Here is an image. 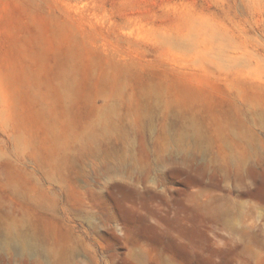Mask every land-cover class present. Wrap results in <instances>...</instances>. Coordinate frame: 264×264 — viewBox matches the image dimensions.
Wrapping results in <instances>:
<instances>
[{
  "label": "rangeland",
  "instance_id": "rangeland-1",
  "mask_svg": "<svg viewBox=\"0 0 264 264\" xmlns=\"http://www.w3.org/2000/svg\"><path fill=\"white\" fill-rule=\"evenodd\" d=\"M0 264H264V0H0Z\"/></svg>",
  "mask_w": 264,
  "mask_h": 264
},
{
  "label": "bare ground",
  "instance_id": "bare-ground-1",
  "mask_svg": "<svg viewBox=\"0 0 264 264\" xmlns=\"http://www.w3.org/2000/svg\"><path fill=\"white\" fill-rule=\"evenodd\" d=\"M2 245L3 246L14 245L22 250L28 249L29 246L26 240L23 239L21 236L12 235V234L7 235L6 239L2 242Z\"/></svg>",
  "mask_w": 264,
  "mask_h": 264
}]
</instances>
